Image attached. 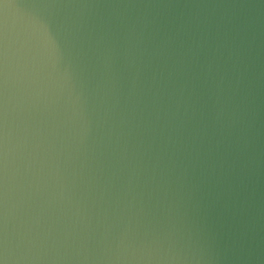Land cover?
Returning a JSON list of instances; mask_svg holds the SVG:
<instances>
[{
  "label": "water",
  "instance_id": "1",
  "mask_svg": "<svg viewBox=\"0 0 264 264\" xmlns=\"http://www.w3.org/2000/svg\"><path fill=\"white\" fill-rule=\"evenodd\" d=\"M0 264H264V0H0Z\"/></svg>",
  "mask_w": 264,
  "mask_h": 264
}]
</instances>
